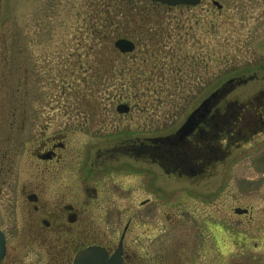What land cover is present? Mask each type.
Returning <instances> with one entry per match:
<instances>
[{"label": "rangeland", "instance_id": "rangeland-1", "mask_svg": "<svg viewBox=\"0 0 264 264\" xmlns=\"http://www.w3.org/2000/svg\"><path fill=\"white\" fill-rule=\"evenodd\" d=\"M217 1L222 9L212 0L174 8L138 1L151 18L123 33L137 48L110 57L114 71L102 82L97 77L107 68L92 49L99 44L89 30L92 0H0V134L15 107L28 119L34 113L38 135L42 129L71 134L86 169L98 150L175 132L232 78L248 82L233 87L228 100L250 102L264 89V0ZM32 65L42 67L41 83L32 82ZM18 87L27 105L7 103ZM33 96L48 102L32 105ZM120 103L131 112L119 114ZM236 111L232 106L230 114ZM247 114L253 123L256 113ZM30 134L27 128L24 137ZM237 142L194 180L161 171L159 177L126 158L98 170L100 198L90 207L94 228L117 242L131 222L126 245L133 264H264V130ZM28 149L24 143L23 155ZM236 208L250 212L238 215ZM0 218L6 220L3 211ZM13 239L10 254L24 258L23 264L60 259L32 246L13 252Z\"/></svg>", "mask_w": 264, "mask_h": 264}, {"label": "flooded vegetation", "instance_id": "flooded-vegetation-1", "mask_svg": "<svg viewBox=\"0 0 264 264\" xmlns=\"http://www.w3.org/2000/svg\"><path fill=\"white\" fill-rule=\"evenodd\" d=\"M36 65L34 68L32 65V82L36 83L38 79L41 83L38 72L42 67L37 69ZM29 70L25 72L29 74ZM45 73L46 82L52 80L47 69ZM247 82L246 78H237L233 87ZM20 87L14 92L18 96L9 98L8 104L30 103L29 99L20 97ZM252 99L239 105L225 95L199 128L179 146L156 140L176 131L127 140L120 146L98 150L86 169L82 155L74 153L71 134L47 133L42 129V134L38 135L33 123L36 115L32 113L28 119L29 114L20 113L15 107V111L9 114L10 121L6 122L8 128L0 134V212L6 214V220L0 218V230L6 236L7 246L1 264H23L24 258L10 254L9 237H14L18 245L13 247V252L19 246H32L47 253H59L60 259H53L50 264H73L79 251L94 246L104 248L112 256L124 238L122 264H133L134 253L129 252L126 245L131 222H127L116 242L107 233L94 228L91 221L94 211L90 207L100 198L99 182H96L99 180L98 170L126 158L147 166L158 176L161 171L171 179L194 180L205 173L210 164L226 158L237 141L249 139L257 128L264 130V89ZM47 102L46 99L32 97V105ZM98 104L94 102L92 105L93 119L99 116ZM232 106L237 108L233 115L230 114ZM250 111L256 113L252 117L256 119L253 123H250L252 119L247 120ZM27 128H31V134L25 138ZM24 143H29V149L23 155L21 147ZM158 176L152 180H158Z\"/></svg>", "mask_w": 264, "mask_h": 264}, {"label": "water", "instance_id": "water-1", "mask_svg": "<svg viewBox=\"0 0 264 264\" xmlns=\"http://www.w3.org/2000/svg\"><path fill=\"white\" fill-rule=\"evenodd\" d=\"M170 7L175 6H197L202 0H152ZM214 5L218 9H222V5L217 0H212ZM1 13V6H0ZM116 48L122 53H131L135 50L136 46L134 42L128 39H119L115 42ZM236 79H231L224 83L219 89L208 96L202 103L195 108L190 115L187 117L183 125L172 135L167 137H161L156 139L162 141L164 144L170 146H179L186 141V139L192 135V133L199 128L200 124L203 123L210 115L214 106L232 89L233 83ZM117 112L120 114H128L131 110L128 104H120L117 106ZM235 213L238 215L248 214L249 210L244 208H236ZM123 239L120 242V247L116 252L110 256L108 252L102 247H90L83 251H80L74 260V264H122V244ZM6 255V238L4 233L0 230V264Z\"/></svg>", "mask_w": 264, "mask_h": 264}, {"label": "trees", "instance_id": "trees-1", "mask_svg": "<svg viewBox=\"0 0 264 264\" xmlns=\"http://www.w3.org/2000/svg\"><path fill=\"white\" fill-rule=\"evenodd\" d=\"M138 1L140 0H92L90 16L93 19L89 24V30L93 32L94 39L99 41V44H96V47L93 46L92 49L95 50V55L101 59L99 66L107 68V70H100V78L98 79L102 82L106 75L114 71L111 69L112 61L110 62V60L118 53L114 48L115 40L123 37V33L131 31L132 28L142 27L140 22L145 19L144 17L146 19L151 18L150 12H145L144 7H136ZM152 47L155 48L156 46ZM155 54L148 53L146 55L154 57ZM199 90L201 89L199 88Z\"/></svg>", "mask_w": 264, "mask_h": 264}]
</instances>
